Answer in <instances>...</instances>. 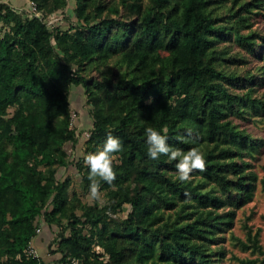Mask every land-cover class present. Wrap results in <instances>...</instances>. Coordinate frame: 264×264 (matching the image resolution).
I'll use <instances>...</instances> for the list:
<instances>
[{"label": "trees", "instance_id": "trees-1", "mask_svg": "<svg viewBox=\"0 0 264 264\" xmlns=\"http://www.w3.org/2000/svg\"><path fill=\"white\" fill-rule=\"evenodd\" d=\"M31 1L38 17L0 2V264L47 263L28 253L41 218L57 229L47 245L57 264H221L224 252L213 246L253 197L257 176L244 159L264 142L235 120L264 113V101L252 97L264 73L256 80L225 69L239 59L218 46L231 40L264 61V38L256 53V34L240 33L262 2L74 0L79 23L58 27L49 19L68 0ZM112 59L116 73L89 76ZM72 86L91 116L75 163L83 190L86 156L109 133L122 143L116 180L100 182L103 205L83 203L68 192L69 178L56 177L73 161L66 145L81 134ZM147 128L173 148H198L206 171L180 182L178 161L148 157ZM260 183L264 190V176ZM126 205L125 217H115ZM258 234L248 229L243 246L260 251Z\"/></svg>", "mask_w": 264, "mask_h": 264}, {"label": "rangeland", "instance_id": "rangeland-1", "mask_svg": "<svg viewBox=\"0 0 264 264\" xmlns=\"http://www.w3.org/2000/svg\"><path fill=\"white\" fill-rule=\"evenodd\" d=\"M16 0H0L9 4L17 11L24 9L27 6V1L23 0L21 4H17ZM241 2H253L259 3L258 8L252 10L247 16L246 24L249 27L241 28L240 33L246 34L247 32H254L256 34V53L260 48V37L264 38V0H240ZM231 0L228 2V5ZM75 8V1L68 0L64 8V12L58 11L53 14L49 19V24L58 27H67L78 24L76 17L73 15V9ZM220 12V11H219ZM222 21H228L227 17L222 18ZM219 48L228 52V55L235 56L239 59L236 64H229L225 66V69L229 71L235 70L241 75L253 74L258 80L262 73H264V61L258 59L255 56L249 55L246 49L236 45L233 41L228 40L226 43H220ZM115 60H110L106 65L94 68L89 72V76L93 78H100L102 74L109 75L116 73ZM256 83V82H255ZM254 83V84H255ZM258 85H254L255 92L252 97H256L264 101V79L257 81ZM241 92L240 90H234ZM81 87L72 86L70 93V111H72V123L77 127V130H81V134L75 146L72 148L70 144L66 145L67 152H70V163L65 167L59 169L57 179H70V187L68 192L74 191L80 200L85 204H91L97 202L99 205L105 204L104 192L101 191V200L94 201L89 197V190L85 191L81 188L80 174L75 167L76 160L84 155V148L87 132L91 126V116L89 115V107L84 102ZM11 111V109H9ZM235 122L252 137L256 139L264 140V113L258 117H252L249 120H235ZM244 161L249 162L252 165V171L257 176L256 188L252 199L242 205L235 211V218L232 228L221 233L219 240L213 246V248H220L224 252L223 258H221V264H239L237 260L255 259L258 260L256 264H264V190L261 187L260 179L264 176V142L263 146L256 153L255 158H245ZM129 210V206H125L123 211H118L115 217L122 219L125 217L126 212ZM40 234L33 238L30 245L37 251V255L46 260V264H57L56 260L59 257L58 254L48 253L50 247H48L49 240L52 238L53 233L56 234L57 229L55 226H48L40 219ZM251 231L253 235L256 231L258 234V244L260 245V251L253 249L251 245L249 247L243 246V243H249L247 240V230ZM52 248L55 249V244H52Z\"/></svg>", "mask_w": 264, "mask_h": 264}, {"label": "clouds", "instance_id": "clouds-1", "mask_svg": "<svg viewBox=\"0 0 264 264\" xmlns=\"http://www.w3.org/2000/svg\"><path fill=\"white\" fill-rule=\"evenodd\" d=\"M166 133V129L164 130ZM147 155L152 160H159L161 156L168 157L171 161H178V180L183 183L191 182L194 170L206 171L204 154L198 148H191L187 152L173 148L167 143V136L153 129H146ZM122 150L121 141L109 133L106 136L102 149L96 153L88 154L85 162L89 168V197L94 201L101 200V181L113 185L116 180L114 161L116 153ZM98 178V179H97Z\"/></svg>", "mask_w": 264, "mask_h": 264}, {"label": "built area", "instance_id": "built-area-1", "mask_svg": "<svg viewBox=\"0 0 264 264\" xmlns=\"http://www.w3.org/2000/svg\"><path fill=\"white\" fill-rule=\"evenodd\" d=\"M27 1V6L26 8H24L25 12H26V15H29V16H39V13L36 9V5L33 1L31 0H26ZM40 229H37V232H39ZM28 253L33 255V256H37V251L33 248L32 245L29 246L28 248Z\"/></svg>", "mask_w": 264, "mask_h": 264}, {"label": "crops", "instance_id": "crops-1", "mask_svg": "<svg viewBox=\"0 0 264 264\" xmlns=\"http://www.w3.org/2000/svg\"><path fill=\"white\" fill-rule=\"evenodd\" d=\"M22 1H23V0H16L15 2H16L17 4H20V2H21V4H23Z\"/></svg>", "mask_w": 264, "mask_h": 264}]
</instances>
